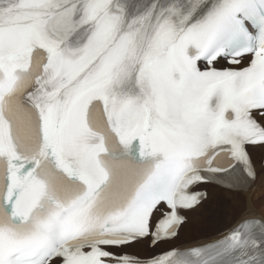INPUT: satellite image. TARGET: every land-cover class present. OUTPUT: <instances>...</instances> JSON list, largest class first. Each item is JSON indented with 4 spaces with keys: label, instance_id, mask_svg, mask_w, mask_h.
Segmentation results:
<instances>
[{
    "label": "snow or ice",
    "instance_id": "1",
    "mask_svg": "<svg viewBox=\"0 0 264 264\" xmlns=\"http://www.w3.org/2000/svg\"><path fill=\"white\" fill-rule=\"evenodd\" d=\"M250 147L264 0H0V264H264L251 215L127 252L178 239L199 185L248 191Z\"/></svg>",
    "mask_w": 264,
    "mask_h": 264
},
{
    "label": "rangeland",
    "instance_id": "2",
    "mask_svg": "<svg viewBox=\"0 0 264 264\" xmlns=\"http://www.w3.org/2000/svg\"><path fill=\"white\" fill-rule=\"evenodd\" d=\"M256 166L264 163L263 149H250ZM262 168V167H261ZM259 185L250 194L226 193L218 190L217 187L207 185L209 197L204 201L202 206L191 213L192 219L189 226L180 232V236L174 242L164 243L156 249H151L147 244L144 246L134 247L137 254L150 256L165 248L175 245H184L190 240L197 241L206 237L211 238L224 232L225 227L231 222L235 223L247 211L250 214L255 211L256 215L264 217V168L258 170ZM253 207V208H251ZM190 214V212L188 213Z\"/></svg>",
    "mask_w": 264,
    "mask_h": 264
},
{
    "label": "bare ground",
    "instance_id": "3",
    "mask_svg": "<svg viewBox=\"0 0 264 264\" xmlns=\"http://www.w3.org/2000/svg\"><path fill=\"white\" fill-rule=\"evenodd\" d=\"M261 148H262V147H255V148H253V149H261ZM258 170H262L261 166H258V167H257V177H256V180L252 183V185H251V187L249 188V190L246 191V192H243V194H250V193H251L255 188H257V186L260 184V183H259L260 179H259V175H258ZM217 189H218V190L225 191L226 193L228 192V193H230V194L234 193V192L227 191V190H225V189H223V188H221V187H219V186H217ZM235 194H236V193H235ZM241 194H242V193H241ZM203 203H204V202H202L198 207H196V208H194V209L191 210L190 214H188V216L190 217V219H192V217H191V213L194 212L195 210H198V209L202 206ZM251 208H253V207H251ZM254 212H255V211H252L250 214H248V211H247L243 216H249V215H251V216H257V217H260V216L256 215V213H254ZM188 216H187V217H188ZM240 218H241V217H240ZM240 218H239V219H240ZM190 219L185 223V225L182 226V228H181V233L183 232V229H185L186 227L189 226V223L191 222ZM233 222H234V221H233ZM233 222H231L230 224H228V225L225 227V229L229 228L232 224H234ZM180 235H181V234H180ZM217 236H218V235H214V236L211 237V238L206 237V238H204V239H202V240H197V241H193V240H190V239H189V241L185 242L183 246H188V245H193V244L201 243V242H203V241H207V240L214 239V238H216ZM164 243H166V242H164ZM145 244H146V243H145ZM145 244H140V245H137L136 247H139V246L141 247V246H144ZM162 244H163V243H161V246H162ZM159 246H160V245H159ZM159 246H158V247H159ZM141 257L146 258V257H149V256H147V255H141Z\"/></svg>",
    "mask_w": 264,
    "mask_h": 264
}]
</instances>
